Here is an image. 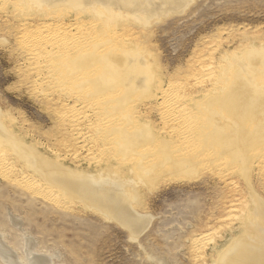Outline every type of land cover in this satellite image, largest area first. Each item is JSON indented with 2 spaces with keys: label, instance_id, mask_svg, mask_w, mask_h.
Here are the masks:
<instances>
[{
  "label": "rangeland",
  "instance_id": "374dc122",
  "mask_svg": "<svg viewBox=\"0 0 264 264\" xmlns=\"http://www.w3.org/2000/svg\"><path fill=\"white\" fill-rule=\"evenodd\" d=\"M0 2V111L3 115L1 121L3 129L11 137L17 138L20 143L22 140L24 146L35 147L34 149H37V153L40 152L38 154H43L44 157L43 155L42 157L47 162H59L64 168L69 167L74 170V175H78L82 170L92 175L95 173L96 175L97 172L104 171L107 166L108 168L115 169L116 173L120 171L118 169L120 167L121 171L118 172V174L125 172V175H120L121 177H133V174L127 172L128 169L125 168L129 163L127 162L128 165L123 166L117 161H121L119 153L114 154L113 151L107 149L105 151L107 154L106 157H104L105 154L103 156L100 155L102 158L101 160L99 154H94L95 156H93L91 153L92 155H90L93 156L91 157L86 156L85 150L78 149L79 153L77 152L78 150L76 148H78V145L75 143V146V144L71 142L72 135L66 131V128L64 129V124L61 123V119L57 114V112L61 111L63 104L66 105L65 99L58 94L54 93V95L47 84L44 82L41 83V81L38 80L39 78H36L39 70L34 69L38 72H35L33 69L31 70L29 67L30 60L26 55L24 56V54H22L25 48L24 42H21L23 41L21 39L22 34L25 31L31 34L33 32L32 28L24 30L25 28L22 24L27 23L24 21L25 16L23 15L22 18V13L20 15L17 11V7L13 3L5 1ZM92 17L94 16L85 15L88 24ZM27 19L32 20L31 27L37 26L41 22V18H37L36 16L32 18L28 17ZM156 23L157 22H153V25L150 26L151 28H147V30L143 32L137 26L133 25L134 29L132 25L128 24V26L125 25L127 24L125 23L123 25V28L127 26L124 28L125 33L120 36L124 35L123 41H125L126 44L129 40V43L126 44V50L118 49L116 50V54L120 55L119 57L122 55V57H124L126 54L129 55V53H126L128 51H131L130 54L134 55L139 53L137 55L138 57L135 56L133 58L134 63L142 59L143 63L148 65V69H151L148 71L151 79L142 89L143 91L138 90V94H135V96H139H133L134 99L127 96L129 97V99L127 98L128 100H134L130 101L131 104L129 102L131 105H129V107L127 105L128 103L125 101V97L123 102L125 103V107L126 105L127 107L125 110L122 109L124 105L120 108L121 112H123L121 115H126L130 110L129 108L135 106V112L141 111L139 114L142 113V116L141 119L133 123V125L138 129V127L141 128L144 124L149 122L151 128L155 130H153V134L158 137V130L160 126H162V116L157 111H159L158 106L161 101H158L159 99L155 97H157L159 93L166 92L167 94H175L177 84L180 82L178 85L181 84V86L190 90V93L192 95L194 94L193 97L197 99L200 95L199 92L209 87L208 77L205 76L207 73V66L211 64L210 67H213V69L216 68L214 70L215 74H217L221 68H227L228 71L231 69L229 72H234L235 66L230 68L226 65L227 63H225L228 62L230 54L234 55L231 56L232 58H237L238 56L240 62L246 61V63H249L247 62V58L248 61L252 62L254 59H252V51L256 49V47V50L264 49V0H193L191 5L185 10H182L180 14L170 15L168 18L161 19V22L158 21V24ZM126 28L128 29L126 30ZM29 30L31 32H29ZM120 30L123 29L118 27L117 31ZM128 33L131 34L128 36ZM135 34L138 35L136 36ZM117 36H119V34ZM127 37L128 39H126ZM137 37L138 40L136 39ZM133 41L136 42V46H133ZM18 42L21 43L19 44ZM140 43L141 45H137ZM252 43L256 45L253 46L251 45ZM128 44L131 45L128 46ZM131 46H133V50H131ZM133 51H135V53ZM245 52L248 54L245 55ZM24 53L26 54V52ZM241 53L246 60L243 59L242 56H239ZM262 55L264 56V54ZM222 57L224 58L222 59ZM249 58L251 59L249 60ZM211 59L214 64H212ZM116 61L117 62L114 63L117 66L116 71L122 72L123 75L124 71H122L123 69L120 67L121 64H119V60L116 59ZM206 63L209 64L207 65ZM92 64L96 67L98 66L95 61H92ZM24 66H27L29 69H25ZM133 66L134 65H130L127 69H131ZM253 66L258 69L261 68L258 64ZM109 67H111V65H109ZM28 70L31 71L27 72ZM236 71H238V69ZM40 72V74H43L42 71ZM120 72H117V74H120ZM30 73L33 79L30 78ZM153 76L156 81H154L155 79ZM36 79L37 81H35ZM199 79L203 83H201L202 85L200 86L195 84L196 81L200 82L198 81ZM38 81L43 87H40ZM150 83L153 84L150 86ZM170 85L172 88H169ZM188 85H192L196 88L192 90L193 87H189ZM39 87L43 90L45 89L44 92H41ZM116 90L118 92V89ZM49 93L50 95L53 94L54 97L50 96ZM195 94H197V96H195ZM259 96L262 97H258L260 100L258 98L255 99L256 102L254 99L252 100L257 104L262 102V110H264V94H259ZM49 97L57 104H53ZM147 97L152 98L148 99ZM47 98L50 100H46ZM254 102L252 101V104ZM110 104L112 107H116L115 103ZM110 104L107 106H110ZM146 104H148L149 107ZM256 105L254 104V109L257 107ZM258 105V108L261 109V105ZM59 106L61 107L59 108ZM254 109L251 110L255 115L257 112L256 109ZM206 112L208 113L209 109ZM147 113L149 115H147ZM191 113L193 116V112ZM197 113H202V111L195 112L193 117L198 115ZM145 114L147 116H145ZM210 114L205 117L206 113H202L200 117L195 118L197 120L200 118L199 122H207L206 118L209 117ZM259 114L263 120L264 117L262 116H264V112H259ZM149 117H151L150 120ZM94 120L93 118V121ZM159 120L161 122H158ZM261 121H259L258 124V127L260 126L261 129L259 127V131L257 130V132L264 130V123H260ZM140 122L142 125L139 126V124H141ZM256 122L258 121L256 120L255 123L252 122V125L254 124V126L257 127ZM252 125L250 129H252ZM254 126L253 130L256 129ZM62 132H65V135L68 133V136H65ZM64 136L67 141H65L66 139ZM116 137H118L117 142H112L119 148V144H122V138L119 134H116ZM2 140L3 138L1 137L0 149L6 150H4L7 153H5V158L9 164H14L15 166H11L7 163L8 167H12L14 170L22 167L21 169L24 172L23 175L27 172V177L28 174H30L29 177L32 176L31 170L24 167V161L21 160L20 157L18 160L17 154L14 153L15 150L12 147L5 146ZM104 141H106L104 137H99L97 143L103 145ZM62 144H64V147ZM66 144L67 146L65 147ZM162 144L163 143H161L159 147L153 145L154 150L155 148L156 150L159 149L157 151V155L159 156L156 155L157 159L154 156L153 159L155 158V160L151 157L148 161L144 159L146 162L143 161V163L141 161L139 168H147L148 166L151 168V164L156 165L158 162H161L160 158L166 155L164 153L165 149L163 150L162 148L164 144ZM105 146H107V144ZM237 148L235 154L241 153L242 149H249H246L244 145ZM65 149L69 150L66 151ZM198 150V152H200V149ZM75 151L77 153H75ZM202 151H204V149ZM119 152L123 153L122 151ZM203 154L205 155V153ZM58 157L63 158L58 160ZM77 157L78 159H76ZM92 159H95V161H97L96 159H100L101 163L99 160V164H97V162H93ZM152 160L153 162L151 163ZM156 161L158 162L156 163ZM238 161L240 162V160H231V163L225 162L221 156H217L213 160L204 161L202 165L200 163L199 165L201 166L193 165L192 169L197 170H195L193 173L194 175L192 174L191 177L187 175L177 176L179 180L175 181H173L172 178L176 179V175L170 172L165 173V166L161 168H164L162 174L161 169L153 171L154 178L156 177V173H158L157 187L153 189L149 187L148 190L145 185H140V183H138V187L136 188V190L139 188L137 192H140V194L138 192V195L141 206H136L135 209L142 215L149 214L147 216H149L151 220L145 231L138 235L135 240L131 239L130 233L127 230L113 221L108 220L105 215H100V211L98 213L95 208H90L86 202H81L74 198L72 199V196L61 191L60 187L49 184L50 189H53V193H55V196L51 198V192L49 191H31L27 188L26 183L21 182L23 180H21L22 175L20 176L19 174V176L17 175V177H14L16 171L10 173V170H8L6 164H4L6 167L4 168L2 165L0 169V240L9 247L13 255H16L17 259L20 258L26 263L28 258L26 257L27 248L24 235L33 242V249L35 248L41 253L48 255L52 259L53 264H213L212 261L214 262V259L216 260L215 257L219 251H221L220 249L226 248L231 239H235V237H238L241 233L239 227L242 226V221L245 219L246 215L239 210L245 209L243 207L246 206L245 203L248 202L249 198H259L261 201L264 200V175L262 173L260 174L259 169L256 167L251 169L250 164L247 166H239L238 163V166H234ZM152 166L154 167V165ZM240 168L246 170H241ZM257 169L258 172H256ZM7 173L10 174L7 175ZM8 177H10V179ZM14 179L16 180L14 181ZM250 186L253 187L252 191L249 190V188L251 189ZM249 191L251 193L256 192V197L253 196V198H251L252 196L249 195L251 194ZM45 193H48V196H45ZM253 194L254 193H252V195ZM238 201H241L240 204ZM83 202L88 206L86 205V207L83 205ZM230 208L232 210H230ZM11 217L14 218V220H19L21 226L18 229L14 226ZM232 231L234 235L231 234ZM214 247H217V251L213 259ZM203 260L205 261L202 263ZM0 264L3 263L0 262Z\"/></svg>",
  "mask_w": 264,
  "mask_h": 264
},
{
  "label": "bare ground",
  "instance_id": "6f19581e",
  "mask_svg": "<svg viewBox=\"0 0 264 264\" xmlns=\"http://www.w3.org/2000/svg\"><path fill=\"white\" fill-rule=\"evenodd\" d=\"M0 1L13 3L17 7V11L20 13V15L22 13V18L23 15L25 16L24 21H26L27 23L22 24L25 28L23 29L27 30V28H32L33 32L31 34L26 31L22 34L21 39L23 41L21 42H24L25 44V48L23 50L24 52H26V54L22 52V50L21 52L30 60L29 67L31 68V70H39L37 77H35L39 78L38 80H40L41 83L44 82L45 84H47L53 94L55 93L61 97L63 96L62 98L65 99L66 105H61L62 109L60 112H57V114L61 119V123L64 124V129L66 128V131H68L72 135L71 142L78 145V148L76 149L85 150L86 152H84L86 156H91L92 154L93 156H95L94 154H99V158L101 160L102 158L100 157V155L103 156L105 154L104 157H106L107 154L105 153V151L107 149L113 151L114 154L119 153L121 156V161H117L120 162V164L123 166L128 165L129 163V165L125 168L128 169L127 172L132 173L133 177L136 178L134 179L133 177L129 176V178L121 177L120 175H125V172H121L120 174H118V172L121 171L120 167L118 168L120 171H118L117 173L115 169L108 168L107 166L106 169V167L104 166L105 170L100 171L99 173L97 172L96 175L93 172L92 173L94 175L88 172H84L83 170L78 175H74V170L70 169L69 167L64 168L63 165L61 166V163L59 162L49 163L43 158V154L42 157V155L38 154L40 152L37 153V149H34L35 147L32 148L31 146L28 147L27 145L24 146L22 140L21 144L20 141L17 140V138H14L13 136L11 137L3 129L1 124L3 115L0 111V138H3L2 141H4L3 143H5V146L12 147L15 150L14 153L17 154L18 160L20 157V159L24 161V167H26V169L28 170H31L32 176L29 177L30 174H28L27 177V172L25 175H23L24 172L21 169L22 167L20 169L17 167L18 169L15 170L12 167H8L9 163L5 158V149V151L3 149H0V169L2 165L4 166V164H6L7 167L4 166V168H8V170H10V173L16 171L14 177H17V175L19 176V174L20 176L22 175L21 180H23L20 181L26 183L27 188L31 191H49L51 192V198L52 196H55V193H53V189H50L49 184L52 186L55 185L57 187H60V190L68 193L70 196H72V199L74 198L78 201L86 202L90 208H95L98 213L100 211V215H105L108 220L113 221L123 229L127 230L130 233L131 239L135 240L138 235L142 234L145 231L151 220L150 217L147 216L149 214L145 213L146 215H142L135 209L136 206H141L140 198L138 195L139 191L137 192L139 188L137 190L136 188L138 187V183H140V185H145L148 190L149 187L152 189L154 187H157L156 185H158V173H156L155 175L156 179L153 177V171H155L156 169H161L165 166V173L170 172L171 174L176 175V179L172 178V180L175 181L179 180L177 176L187 175L191 177L195 170H197L192 169L193 165L197 166L200 163L202 165L204 161L207 162L208 160H213L217 156H221L225 162L231 163V160H240V162H236L234 166H238V163L239 166H247L250 164L251 169L256 167L259 169L260 174L262 173L264 175V130H260V132H257L258 128L260 127H258L259 121L262 120L259 112H264V110H262V102L258 103L261 105V109L258 108L259 105L255 103V99H257L258 97L262 98L261 96H259V94H264V56L262 55L264 54V49L262 48L260 50H256L257 47L256 49H254L253 46H255L256 44H251L253 45L252 48L254 49L252 51V59L254 58L252 62L248 61V58L247 62L249 63H246V61L240 62V58H238V56L237 58H232L231 56L234 55H229V60L225 63H227L226 65L230 68H233V66H235L234 72H229L231 71L230 68L229 71L227 68H221L219 72L215 74L214 70L216 68L213 69V67H210L211 64L207 66V73L205 72V76L208 77L207 80H209V87L202 89V91L199 92L200 95L198 94L199 96L197 97V99L193 97L194 94L192 95L190 93V90H187L184 86H181V84L178 85L180 82L177 84L175 94H167L166 92L159 93L157 97H155L156 99H159L158 101H161L158 106L159 111H157L162 116V122L160 120L158 121L162 123V126H160L157 134L159 139L153 134L154 128H151V124L149 122H144L146 124L143 123L144 126H142L141 128L138 127V129L133 125V123L138 122L142 116V113L139 114L141 111L135 112V106L133 108H129L130 110L128 112L126 111L127 113L125 112L127 116L125 114V116L121 115V113L123 114V112H121V108L125 104L123 102V99L125 100L126 97L125 101L126 103H128L127 105L129 107V105L131 104L130 101L134 99L133 96H135V94H138V90H142L151 79L150 73L148 72L151 69H148V65L144 64L142 59H139L134 63L133 58L135 56L138 57L137 55L139 53H136V55H134L130 54L131 51H128L126 53H129V55L125 53L126 56L124 57H122L123 55L119 57L120 55L116 54V50L118 49L126 50V44L129 43L128 40L125 44V41H123L124 35L120 36L125 33L124 28L127 27L125 26L123 28V25L125 23H127L125 25L129 24L132 25V27L133 25H135L143 32L147 30V28H151L150 26L153 25V22H157L156 24H158V21L161 22V19L163 18H168V16L174 14H180L182 10H185L189 5H191L193 0ZM85 15L94 16L92 17V19L90 18L89 24L86 21ZM34 16H36L37 18H41V22H38L39 24L37 26L31 27L32 20L27 18H32ZM118 27H121V29L123 30L117 31ZM127 29L128 28H126V30ZM30 30L29 32H31ZM118 34L119 36H117ZM130 34L128 33V36ZM126 39H128V37ZM136 39L138 40V37ZM18 40L20 41L19 38ZM21 42L18 43L20 44ZM135 43L136 42H134L133 46H136ZM130 45L128 44V46ZM137 45H141V43ZM133 46H131V50H133ZM110 49L112 52L110 51ZM135 51L133 52L135 53ZM258 51H260L261 53ZM242 53L241 55H239L240 57H243ZM247 54L248 53L245 52V55ZM223 58L224 57H222V59ZM116 59L119 60V64H121L120 67L123 69L122 71H124L123 75L122 72L116 71L117 66L114 64L115 62H117ZM243 59L245 58L243 57ZM250 59L251 58H249V60ZM92 61H95V63L97 62L98 66L96 67L95 65H93L94 63L92 64ZM211 62L212 64H214L213 60ZM257 64L258 66H261V68L258 69L253 66ZM109 65H111V67H109ZM130 65H134L135 68L133 66L131 69H127ZM27 66H24L25 69L28 68ZM237 69L238 71H236ZM31 70H28L27 72ZM40 71H42L43 74H40ZM117 72H120V74H117ZM30 78H32V74ZM35 81H37V79ZM154 81H156V79ZM198 81H200V79ZM196 82L195 84H197L198 86L203 84L201 81L197 83ZM151 84L153 83H150V86ZM40 87L43 86H41L40 84ZM169 88H172V86L170 85ZM194 88L196 87H193L192 90H194ZM116 89H118V92ZM44 90L40 88L41 92H44ZM53 94L50 95L49 93L50 96H53ZM127 96H130V98L133 99L128 100L129 97ZM137 96L139 95H136L135 97ZM195 96H197V94H195ZM49 98H47L46 100L49 101ZM252 99H254L255 102ZM51 101L53 102L54 100H52L51 98ZM252 101L254 102L253 104ZM110 103H115L116 107H112ZM53 104L57 103L53 102ZM108 104H110V106H107ZM254 104H257V107L255 108L257 113L255 115L251 110L254 109ZM61 106H59V108ZM126 107L124 105L122 109L125 110ZM194 109L198 112L202 111L203 114L206 113L205 117L211 113L209 117L206 118L207 122H199L200 118L198 120L195 118L200 117V114L202 113H197L198 115L193 117L195 115L194 113L197 112ZM208 109L209 112L207 113L206 111ZM191 112H193V116ZM148 113L147 115L150 114ZM147 115L145 114V116ZM93 118L95 119L94 121ZM150 118L151 117H149V120ZM195 120H197L198 122ZM256 120L258 121L256 122L257 127L254 126V124L252 125V122L255 123ZM263 120L260 123H264ZM140 125H142V123L139 124V126ZM251 125L252 129H250ZM253 126L256 128H254L256 131L253 130ZM116 134H119L122 138V144H119V148H117V146H115L112 142H117L118 137H116ZM65 136H68V133ZM99 137L105 138L106 141H104L103 145L97 143ZM65 141H67V139ZM157 142L160 143L158 144ZM161 143L164 144V146L161 147L163 148V150L165 149L164 153L166 154L165 156L163 154L164 157L160 158L161 162L156 161V163H158L156 165L151 164V168H149L148 165L147 168H139V164L141 163V161H145L144 159L148 161L150 157L153 159V156L155 158L159 156L157 155V151L159 149L156 150L155 148L154 150V146L157 145L159 147ZM106 144L107 146H105ZM62 145L64 147V144ZM243 145L246 149L249 148L251 150H243L242 147L240 148L242 149L241 153L239 152L235 154L236 150L238 149L237 147H241ZM66 146L67 144L65 145V147ZM72 149L75 150L74 148ZM198 149H200V152H198ZM203 149L204 151H202ZM79 150L77 151L78 153ZM119 151H122L123 153H120ZM77 152L75 151V153ZM203 153H205V155ZM62 158L58 157V160ZM155 158L153 160H155ZM76 159H78V157ZM96 160L97 161H95L94 159L93 162L95 161L97 162V164H99V160ZM101 160L99 161L100 163ZM153 160L151 161V163L153 162ZM12 165L14 166V164ZM152 165H154V167ZM163 169H161V174ZM258 169L256 172H258ZM9 174L7 173V175ZM3 176L5 177L4 174ZM248 177L250 178L249 175ZM8 178L10 179V177ZM15 180L16 179H14V181ZM252 188L253 187H251V189L249 188V190L252 191ZM252 193L255 194L256 192ZM252 193H248L252 196L251 198H253V196L256 197V194L252 195ZM44 195L48 196V193H45ZM263 201H261L259 198H249L248 202H244L246 206L243 208L245 209L239 210L241 212H244L246 215L245 219L242 221V226L239 227L241 233L238 237H235V239H231V241L229 240L230 243L228 244V246H226V248L220 249L221 251H219V253L215 257L216 260L214 259V256L216 255L217 247H214V262L212 261L213 264H264ZM84 202L83 205L86 206L87 204H84ZM230 210L232 209L230 208ZM11 219L14 222V226L18 229L21 226L19 220H14V218L12 217ZM231 234L234 235V232L232 231ZM24 241L27 248V263L22 261L20 258L17 259L16 255H13L9 247L6 246L1 240L0 262L3 264H53L52 259L48 255L41 253L35 248L33 249V242L25 237V235ZM20 261L23 263H21ZM204 261L205 260H203L202 263Z\"/></svg>",
  "mask_w": 264,
  "mask_h": 264
}]
</instances>
